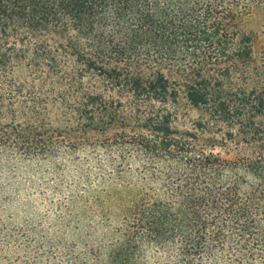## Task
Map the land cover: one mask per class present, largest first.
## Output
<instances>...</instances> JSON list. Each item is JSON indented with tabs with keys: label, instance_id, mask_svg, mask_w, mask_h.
I'll list each match as a JSON object with an SVG mask.
<instances>
[{
	"label": "trees",
	"instance_id": "trees-1",
	"mask_svg": "<svg viewBox=\"0 0 264 264\" xmlns=\"http://www.w3.org/2000/svg\"><path fill=\"white\" fill-rule=\"evenodd\" d=\"M254 9L264 0H0V147L50 155L54 120L105 139L104 167L136 178L106 254L24 264H148L147 250L163 264H264Z\"/></svg>",
	"mask_w": 264,
	"mask_h": 264
},
{
	"label": "rangeland",
	"instance_id": "rangeland-1",
	"mask_svg": "<svg viewBox=\"0 0 264 264\" xmlns=\"http://www.w3.org/2000/svg\"><path fill=\"white\" fill-rule=\"evenodd\" d=\"M263 22L259 9L244 20L256 46ZM74 128L54 120L44 127L53 133L55 150L50 155L27 157L6 143L8 150L0 147V230L8 237L0 242V264H24L55 251L103 256L115 241L135 201L127 183L136 178L110 173L104 167L105 139H83L69 132ZM145 259L148 264L164 263L152 250Z\"/></svg>",
	"mask_w": 264,
	"mask_h": 264
}]
</instances>
